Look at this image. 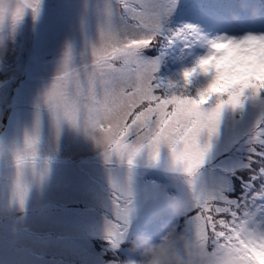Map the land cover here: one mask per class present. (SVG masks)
<instances>
[{
	"label": "snow or ice",
	"instance_id": "6c2138e0",
	"mask_svg": "<svg viewBox=\"0 0 264 264\" xmlns=\"http://www.w3.org/2000/svg\"><path fill=\"white\" fill-rule=\"evenodd\" d=\"M178 9L213 19L201 0H83L79 46L74 37L64 41L30 122L0 135V201L23 211L30 189L47 178L44 150H55L67 125L93 142L106 168L108 259L97 264H119L118 250L141 219L159 222L158 237L173 226L185 234L199 251L197 264H264V111L189 89L208 56L183 72L182 84L157 75L158 61L143 52L160 38L206 39L198 23L168 27ZM40 11L41 0H0V72L7 77L0 87L15 76L5 57L18 27ZM224 34L207 40L211 49ZM162 150L168 183L138 186V160L155 166ZM138 200L164 211L141 217Z\"/></svg>",
	"mask_w": 264,
	"mask_h": 264
},
{
	"label": "rangeland",
	"instance_id": "374dc122",
	"mask_svg": "<svg viewBox=\"0 0 264 264\" xmlns=\"http://www.w3.org/2000/svg\"><path fill=\"white\" fill-rule=\"evenodd\" d=\"M204 1L212 20H202L178 9L170 23H198L206 39L191 42L176 39L171 43L166 39L163 50L151 52L149 48L143 52L146 58L158 61L157 75L161 79L182 84L183 72L210 53L208 39L222 33L230 36L264 33V13L257 2L246 1L248 20L237 28L231 13L210 5V0ZM20 2L34 3V0ZM82 2L41 0L39 17L33 21L31 16H26L18 27L5 57V62L13 66L15 76L0 87V135L30 122L33 99L56 75V62L64 41L74 37L79 46ZM6 78L0 72V82ZM208 79L196 75L187 87L193 91L202 89ZM43 154L49 158L47 178L39 187L30 189L23 211L0 201V264H97L98 258L108 259L104 252L106 245L102 243L98 249L94 243V238H102V222L110 194L99 149L90 139L65 125L55 150L45 149ZM167 166L166 150H162L160 160L152 167L146 166L141 157L135 169L137 185L167 184L170 175ZM137 205L141 217L164 211L150 201L138 200ZM156 221L136 220L131 232L139 229L156 240L159 230ZM150 226L157 229L151 230ZM123 244L118 251L126 258L128 248Z\"/></svg>",
	"mask_w": 264,
	"mask_h": 264
},
{
	"label": "clouds",
	"instance_id": "9594fccd",
	"mask_svg": "<svg viewBox=\"0 0 264 264\" xmlns=\"http://www.w3.org/2000/svg\"><path fill=\"white\" fill-rule=\"evenodd\" d=\"M224 35L197 74L209 77L203 89L210 98L230 99L237 107L264 111V39H246L256 33ZM125 242L129 255L119 264H197L200 259L196 246L175 226L156 240L143 231L129 232Z\"/></svg>",
	"mask_w": 264,
	"mask_h": 264
},
{
	"label": "trees",
	"instance_id": "16d2710c",
	"mask_svg": "<svg viewBox=\"0 0 264 264\" xmlns=\"http://www.w3.org/2000/svg\"><path fill=\"white\" fill-rule=\"evenodd\" d=\"M246 1L248 0H210L209 2L211 3L210 5H215L216 7H218V9L220 10H225L227 13H231L230 15H233V17L235 16V19L238 20V23H242L244 20H248L247 19V15L245 14L246 12ZM255 2H257V7L260 9V11H262L264 13V0H253ZM202 3H206V1L201 0ZM207 2V3H209ZM180 26V23H170L168 27H178ZM165 38H160V40L158 41V43L150 48L151 52L154 51H161L163 50L162 47L165 45ZM171 56V54L169 55ZM167 79V77H166ZM197 80V78H195V81ZM196 83L194 82L193 84V89L195 88ZM155 223H159L158 221H156ZM151 230H156L157 226L155 227H151ZM94 243H95V247L100 249L102 246L101 244H105V241L102 238H94ZM106 245V244H105ZM124 248H129V244L128 243H124L123 244ZM118 254L120 256L121 259L125 258L124 253L120 250L118 251ZM108 258V256H107Z\"/></svg>",
	"mask_w": 264,
	"mask_h": 264
}]
</instances>
